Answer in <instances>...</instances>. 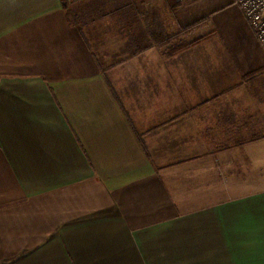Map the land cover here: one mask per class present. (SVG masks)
Listing matches in <instances>:
<instances>
[{
	"label": "crops",
	"instance_id": "0c3cea01",
	"mask_svg": "<svg viewBox=\"0 0 264 264\" xmlns=\"http://www.w3.org/2000/svg\"><path fill=\"white\" fill-rule=\"evenodd\" d=\"M0 264H264V51L233 0H0Z\"/></svg>",
	"mask_w": 264,
	"mask_h": 264
},
{
	"label": "built area",
	"instance_id": "2783aa9c",
	"mask_svg": "<svg viewBox=\"0 0 264 264\" xmlns=\"http://www.w3.org/2000/svg\"><path fill=\"white\" fill-rule=\"evenodd\" d=\"M233 4L242 12L264 51V0H233Z\"/></svg>",
	"mask_w": 264,
	"mask_h": 264
},
{
	"label": "trees",
	"instance_id": "16d2710c",
	"mask_svg": "<svg viewBox=\"0 0 264 264\" xmlns=\"http://www.w3.org/2000/svg\"><path fill=\"white\" fill-rule=\"evenodd\" d=\"M176 39L178 40L179 37H176ZM169 40H172V39H169ZM162 42H163V41H162ZM164 42L167 43L168 41L166 40V41H164ZM189 46H190V44H186L185 42L180 41V43H179L176 47H174V48H172V49L170 50L169 55H170V56L176 55V54L182 52L183 50H185L186 48H188Z\"/></svg>",
	"mask_w": 264,
	"mask_h": 264
},
{
	"label": "rangeland",
	"instance_id": "374dc122",
	"mask_svg": "<svg viewBox=\"0 0 264 264\" xmlns=\"http://www.w3.org/2000/svg\"><path fill=\"white\" fill-rule=\"evenodd\" d=\"M183 51H184V50H183ZM183 51H182V52H183Z\"/></svg>",
	"mask_w": 264,
	"mask_h": 264
}]
</instances>
